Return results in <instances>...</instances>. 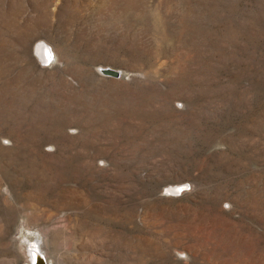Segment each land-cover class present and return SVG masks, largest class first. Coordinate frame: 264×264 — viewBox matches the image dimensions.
Wrapping results in <instances>:
<instances>
[{
    "label": "rangeland",
    "instance_id": "rangeland-1",
    "mask_svg": "<svg viewBox=\"0 0 264 264\" xmlns=\"http://www.w3.org/2000/svg\"><path fill=\"white\" fill-rule=\"evenodd\" d=\"M35 237L45 264H264V0H0V264Z\"/></svg>",
    "mask_w": 264,
    "mask_h": 264
},
{
    "label": "bare ground",
    "instance_id": "bare-ground-1",
    "mask_svg": "<svg viewBox=\"0 0 264 264\" xmlns=\"http://www.w3.org/2000/svg\"><path fill=\"white\" fill-rule=\"evenodd\" d=\"M41 39H43V38H41ZM35 50L40 54L41 60L43 62H48L50 60V55H51V54H49V53H51L50 50L53 51L54 49L51 45L48 44L47 41L39 40L38 43L35 45ZM53 53H54V51H53ZM54 55H55V53H54ZM181 185L179 184L178 186H181ZM182 186L178 187L177 189H173L172 191H175V193H176V191H179L180 189H183L185 187V186L184 187H182ZM34 236H35V234H34ZM40 237H35L33 240V243H31V245L29 246V250H28L29 253L26 254V261H27L26 264H45L46 263L42 257L44 255V257L46 259L47 255L49 254V250H48V248H45V246H43L42 238H40ZM24 243H25V241H24Z\"/></svg>",
    "mask_w": 264,
    "mask_h": 264
},
{
    "label": "water",
    "instance_id": "water-1",
    "mask_svg": "<svg viewBox=\"0 0 264 264\" xmlns=\"http://www.w3.org/2000/svg\"><path fill=\"white\" fill-rule=\"evenodd\" d=\"M49 54H51V53H49ZM107 71L113 73L114 75H119V71H117V70H114V69H108Z\"/></svg>",
    "mask_w": 264,
    "mask_h": 264
}]
</instances>
